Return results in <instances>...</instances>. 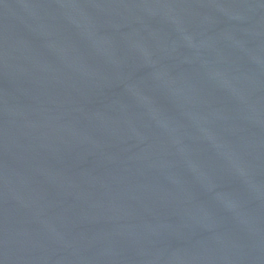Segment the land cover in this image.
<instances>
[{"label":"water","instance_id":"95a60500","mask_svg":"<svg viewBox=\"0 0 264 264\" xmlns=\"http://www.w3.org/2000/svg\"><path fill=\"white\" fill-rule=\"evenodd\" d=\"M0 264H264V0H0Z\"/></svg>","mask_w":264,"mask_h":264}]
</instances>
